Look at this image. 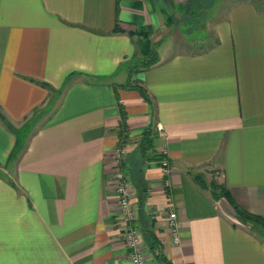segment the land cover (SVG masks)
<instances>
[{
    "label": "crops",
    "instance_id": "obj_1",
    "mask_svg": "<svg viewBox=\"0 0 264 264\" xmlns=\"http://www.w3.org/2000/svg\"><path fill=\"white\" fill-rule=\"evenodd\" d=\"M219 1L0 0V264H132L112 185L120 143L149 188L138 224L172 264H264V231L194 179L264 216V0ZM187 45L202 49H175ZM130 78L155 104L144 161L152 117Z\"/></svg>",
    "mask_w": 264,
    "mask_h": 264
},
{
    "label": "trees",
    "instance_id": "obj_2",
    "mask_svg": "<svg viewBox=\"0 0 264 264\" xmlns=\"http://www.w3.org/2000/svg\"><path fill=\"white\" fill-rule=\"evenodd\" d=\"M148 34H150V29L144 32V36H147ZM156 60H157L156 53L152 52L148 57H146L142 61L140 65L135 66V67L138 69L148 68L152 66L153 64H155ZM132 72H133V69L130 70V75ZM42 84L45 86H48V84L46 83H42ZM128 86H132L133 88L138 89V91L141 93V95L144 97V99L146 100V102L148 103L150 107V113H151L152 120L150 124L148 125L147 129L140 136L137 150H136V152L140 155V158L144 161L148 157L149 152L152 150L154 146V141L156 137L158 136V131L156 130V125L153 120V116L155 114V104L150 94L148 93L147 89L144 86H142V84H140L139 82H132L130 78ZM121 111H122L123 121H122V125L120 128V136L122 138L121 141H127L126 139L128 137V134H127V128H126L127 126L125 122L126 113H125L123 106H122ZM0 118L6 122V119L3 113L1 112V110H0ZM130 156H131V153L129 154L127 158V161L130 163V168H129L130 177L137 190V199H138L137 201H138V206H139V212L141 215L140 216L141 220H143L145 217L144 212L146 208V198L149 193V188L144 178V169L138 163H135L136 161L131 159ZM194 179L202 187H211L212 195L215 199L225 198L231 205L234 215L238 219H240L247 225L251 226L252 228H261L264 231V216L252 213L248 211L246 208H244L243 206H241L240 204H238L236 200L234 199L231 191L227 188L225 183H221L214 179L208 184L205 179L204 174L202 173L194 174ZM141 228L145 235L149 249L154 255L155 264H172L171 261H169L166 255L163 253L161 249V243L157 235L155 234L154 229L147 227V225H143Z\"/></svg>",
    "mask_w": 264,
    "mask_h": 264
},
{
    "label": "built area",
    "instance_id": "obj_3",
    "mask_svg": "<svg viewBox=\"0 0 264 264\" xmlns=\"http://www.w3.org/2000/svg\"><path fill=\"white\" fill-rule=\"evenodd\" d=\"M129 152V149L123 143L117 145L114 152L116 167L113 171L112 185L119 196L116 217L120 223L123 241L129 249L131 263L148 264L144 233L138 224L139 213L134 202L137 190L125 167ZM162 165L165 174H169L171 170L169 160L164 159ZM168 227L175 241L179 243L180 222L174 207H172L168 215Z\"/></svg>",
    "mask_w": 264,
    "mask_h": 264
},
{
    "label": "rangeland",
    "instance_id": "obj_4",
    "mask_svg": "<svg viewBox=\"0 0 264 264\" xmlns=\"http://www.w3.org/2000/svg\"><path fill=\"white\" fill-rule=\"evenodd\" d=\"M200 1V0H199ZM210 2H211V0H204V3H205V5H209L210 4ZM199 3L200 2H196V1H192L191 3H190V5L192 6V7H196L197 5H199ZM228 3H227V0H220L219 1V6H220V10H224V7H226V5H227ZM263 4V3H262ZM168 40V39H167ZM169 43V40L168 41H165V40H162V41H160V42H158V43H155L154 44V50H156V51H159V55L160 56H158L157 54V57L158 58H160V57H163L164 55H166V53L167 52H165V50H164V47L167 45ZM165 45V46H164ZM185 48H183V46H181V47H179V46H176L175 47V49L176 50H178V49H196V50H200V49H202V47L201 46H196V45H187V46H184ZM129 154H130V152H129ZM129 156V155H128ZM132 180V179H131ZM133 183V182H132ZM137 197V196H136ZM135 197V198H136ZM137 199V198H136ZM143 231V230H142ZM144 241H146V238H145V235H144ZM147 242V241H146ZM147 244V243H146ZM153 254V253H152ZM150 258V256L149 257H147V262H148V264H151V260L149 259Z\"/></svg>",
    "mask_w": 264,
    "mask_h": 264
}]
</instances>
